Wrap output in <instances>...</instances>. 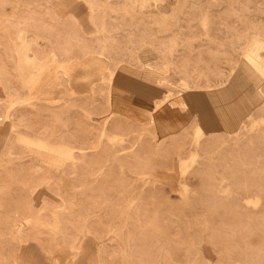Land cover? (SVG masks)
<instances>
[{"label":"rangeland","instance_id":"1","mask_svg":"<svg viewBox=\"0 0 264 264\" xmlns=\"http://www.w3.org/2000/svg\"><path fill=\"white\" fill-rule=\"evenodd\" d=\"M255 39L264 0H0V264H264V71L213 104L199 142L200 111L176 102L184 79L213 99L235 86ZM23 56L52 102L10 105L29 91ZM61 161L80 163L40 184Z\"/></svg>","mask_w":264,"mask_h":264},{"label":"bare ground","instance_id":"2","mask_svg":"<svg viewBox=\"0 0 264 264\" xmlns=\"http://www.w3.org/2000/svg\"><path fill=\"white\" fill-rule=\"evenodd\" d=\"M260 48H264V42L259 40V39H255V41H253L252 45L248 48V51L245 53L246 58L243 60V76L241 77V79L239 81L236 82L235 86H232L231 88H229L227 90H218L219 91L218 92V99H213L212 97H210V95L208 94V91H206V90H198V89L194 90V89H192L193 87L191 85V82L188 79H184L182 81L180 86L182 87V89L185 90V93H183L184 96H181L180 99L176 100V102L186 103V99L188 98L191 101L192 105H194L195 108L198 111H200V118L203 120V123L197 122V124L194 126V129H193V135L196 138V142H199L203 138L204 134L206 133V130L203 126L204 124L206 125L205 121L211 122V118L213 117V110H212L213 104H217L218 106L220 105V107L222 105L226 106L227 101L229 100V97L231 96L233 91L239 93V92L244 90L245 85L243 84V81L245 79H248V77L249 78L252 77V70L254 68L259 70V71H262V72L264 71V67L262 65V63H264V56L260 52H258V50ZM22 50H24L23 51L24 53L27 51V45L26 44L22 45ZM76 59H78V57ZM143 59L145 61H147L150 59V57L148 55H145V56H143ZM29 61L30 60L26 56L25 57L23 56L19 59L21 69L23 72H25L26 77L28 78V81L25 82V85L29 89V91L25 93L24 97L18 96L17 98L12 99L10 105L25 104L27 102L33 101L34 99H37V100L46 99V100H49L52 102V98H49L47 96L46 92L44 91V89H45L44 83L39 81V79L41 78V75H42L41 72H39V70H35L34 73H32L29 70V69H33L28 65ZM102 66L106 67L108 70L110 69L108 63L102 62ZM147 69L150 71L164 73V72H167L169 70V67L168 66H159L157 68L147 67ZM111 74L114 75V72H111ZM111 79H112V77L110 78V80ZM165 83L167 84L168 82L165 81ZM32 88L35 89V92H32L33 91ZM1 95H3V94L1 93ZM112 112H113V110H112ZM91 114L92 113H89V117L93 118ZM107 122H108V120H105L104 129H103V133H102V134H106V135L108 134L107 128H106ZM151 122L154 125V133H155L157 131L156 121H154L152 119ZM113 137L121 139L119 141H124L123 136H121V137L113 136ZM24 141L29 145V148H30L32 153L38 152L37 150H39V149L40 150H47L53 154L54 153H56V154L61 153V154L66 155V160H69V159L70 160H79V161L83 160V162H81L82 164L86 163V160L89 158V155L87 154V150L89 149V147H87V146H77L76 149H79L80 151H82V154L79 155V157H75L73 155L74 147L65 148L64 146L56 145L54 142H52V140H24ZM125 149L126 148H124L123 150H125ZM136 155L141 156V154H139V153H136ZM109 158H110V155H109ZM190 161H191V163H189V161H188L187 163H185L182 166L183 168H182L180 176L181 175L185 176L189 172V170L194 166V163L196 162L195 156H192ZM61 163H62V161L55 163V167L53 168V171L50 173V176L44 177L42 180H40V184L44 183L47 186H49L51 184V180L55 179L57 175H60L62 178L72 176L76 172V169L79 167L78 164L80 162L73 163L74 165L72 164V167H71L72 171H70V172H67L68 171L67 167L64 165V163H62V164ZM62 165H63V167L61 168ZM86 182H87V180L85 178H83V180H82L83 187H85L87 185ZM72 184H73V182L70 178H69V180H66V182H65L66 186H72ZM183 184H184L185 190H188L191 186V184L188 180H185V182H183ZM30 188L33 189L34 187L30 186ZM249 202L257 205L260 202V200L255 199V200H250ZM58 220L59 219L57 218V220H55L53 222V224L48 226L49 228H51L52 233L54 232L55 234H57L59 232L60 220H59V222H58ZM11 221L13 222V225H14V227H13L14 237L16 239L23 240V238L19 235V230L17 227V224L20 221L19 220H11ZM27 222L33 223V224L35 223L36 225H38V224L48 225V224H46V222L41 221L38 218H29V219H27ZM65 249L70 250L72 248L67 247V246L61 247V250H65ZM57 261H58V259H57Z\"/></svg>","mask_w":264,"mask_h":264}]
</instances>
